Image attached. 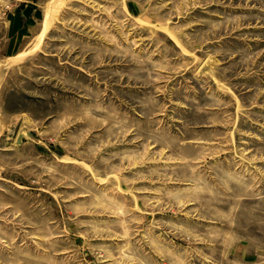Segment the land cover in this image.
I'll use <instances>...</instances> for the list:
<instances>
[{
	"label": "rangeland",
	"instance_id": "obj_1",
	"mask_svg": "<svg viewBox=\"0 0 264 264\" xmlns=\"http://www.w3.org/2000/svg\"><path fill=\"white\" fill-rule=\"evenodd\" d=\"M0 264H264V0H0Z\"/></svg>",
	"mask_w": 264,
	"mask_h": 264
},
{
	"label": "crops",
	"instance_id": "obj_2",
	"mask_svg": "<svg viewBox=\"0 0 264 264\" xmlns=\"http://www.w3.org/2000/svg\"><path fill=\"white\" fill-rule=\"evenodd\" d=\"M16 29H17V32H16V35L14 36V39L12 41L13 48H14V46H16L19 43V41L21 42L24 38V35L21 34L22 28H20L19 24L16 25Z\"/></svg>",
	"mask_w": 264,
	"mask_h": 264
},
{
	"label": "bare ground",
	"instance_id": "obj_3",
	"mask_svg": "<svg viewBox=\"0 0 264 264\" xmlns=\"http://www.w3.org/2000/svg\"><path fill=\"white\" fill-rule=\"evenodd\" d=\"M39 43V42H38ZM237 191V190H236Z\"/></svg>",
	"mask_w": 264,
	"mask_h": 264
}]
</instances>
